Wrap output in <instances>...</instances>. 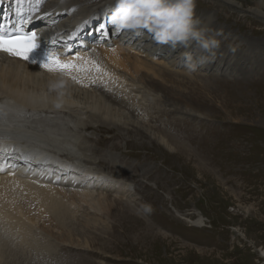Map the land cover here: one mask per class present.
<instances>
[{"label": "rangeland", "instance_id": "rangeland-1", "mask_svg": "<svg viewBox=\"0 0 264 264\" xmlns=\"http://www.w3.org/2000/svg\"><path fill=\"white\" fill-rule=\"evenodd\" d=\"M41 1L45 6L50 0ZM79 1L81 9L91 11L110 3ZM257 2L263 4L264 11V0H196V15L224 35L218 37L221 45L216 59L198 66L195 72L182 66L179 53L185 49L153 48L154 43L143 35L144 45L149 42L142 48L145 59L165 70V79L153 75V82L169 99L161 105L143 102L131 113L116 107L124 121L132 120L139 128L127 125L128 129H117L90 122L82 127V138L75 147L88 159L80 166L129 184L122 199L115 196L113 188H92L94 197H105L113 204L119 201L116 207L122 206L123 211L107 219L110 228L102 229L99 224L104 231L100 233V228L82 227L79 207L70 227L73 240H87V248L62 245L39 234L24 245L12 241L4 246L6 258L0 264H71L72 260L73 264H264V13L263 17L254 13ZM60 5L62 18L67 14ZM109 37L104 39L106 43L118 42L129 55L140 51L128 48L127 35ZM101 44L105 43L97 40L88 45ZM161 48L169 51V60L174 59L177 66L162 65L153 58L164 55ZM195 48L193 44L187 51ZM159 136L169 139L171 148L155 139ZM50 165L48 160L41 162V168ZM61 181L65 180L54 179ZM28 196L23 192V198Z\"/></svg>", "mask_w": 264, "mask_h": 264}, {"label": "bare ground", "instance_id": "bare-ground-1", "mask_svg": "<svg viewBox=\"0 0 264 264\" xmlns=\"http://www.w3.org/2000/svg\"><path fill=\"white\" fill-rule=\"evenodd\" d=\"M225 1L230 2L231 0ZM80 2L79 0H50L44 6L40 0L0 1V18L22 11L27 18H40L41 23L38 30L47 27L49 24L55 32L50 40H43L49 46L56 41L57 36L64 37L63 30L67 31L65 36L73 38L78 30L85 34L92 33L94 30H99L96 28L97 24L101 26V22H103L106 25L92 39L87 41L90 43L100 40L105 44L92 48L89 47L90 45H86L82 51L78 50V53L63 55L61 49L45 51L36 48L35 52L31 53L30 59L26 61L0 52V232H2L0 233V262L2 263H4L3 260L6 258L4 256L7 252L4 246L12 241L16 242L17 245L20 243L24 245L27 239L36 238L39 234L45 235L49 240H56L54 242L58 241L57 243L62 245L74 243V245L87 248V240L84 241L85 243L73 240V227H70L80 209L82 214L79 218L82 219L80 221L82 227H91L93 230L100 228L99 224L102 229L109 227L107 219L113 214L118 215L119 210L122 209L121 211H123V208L122 206L121 209L116 207L119 205V201L113 204L105 197H94L92 188L97 187V185H99L98 188L103 186L107 190L113 188L115 196L121 198L125 196V191L129 190L127 187L129 184L120 183L116 177L114 179L103 172L92 170L93 168L80 166L83 165L81 162L88 163V159L81 156L82 153L80 154L75 149L78 139L82 138L83 135L82 127L94 122L97 125L114 126L117 129H128V126L138 129L136 122L124 121L122 113L116 107L127 109L131 113L134 107L139 106L141 108L143 102H148V104L154 102L156 105H161L165 103L164 99H169L166 91L161 95L160 86L153 82L155 81L153 75L158 79H165L163 76L164 68L156 67L153 65V61L145 59V51L142 48H144L143 46L147 47L148 41L153 43L151 39L149 38L144 45L143 35L134 36L129 33L115 32L107 21V4H100L91 11L90 9H81L82 4ZM57 3L59 5L61 3L60 6L64 7L62 11H66L67 15L61 18L60 13L56 15V10L52 14L44 15L48 8L58 9ZM252 9L255 14L263 17V4L260 5L257 2L256 7ZM52 15L54 18L51 20ZM78 18L83 19L82 21L86 23L80 25ZM8 23L12 24L13 21ZM107 35L108 37L109 35L110 37L111 35L114 37L127 35L130 40L127 44L128 48L133 50L137 48L140 51L129 55V51L121 48L122 45L118 42L106 43L104 39L107 38ZM137 39L139 42H136ZM244 41L242 38L240 43L243 44ZM67 43L70 46L74 45L69 40ZM250 45L255 48L251 43ZM154 46L156 45L154 44L152 47L154 48ZM164 48L161 49L166 54L160 55L159 58L155 56L153 58L159 60L158 63L162 65L177 66L174 59L169 60V51ZM46 53L56 55L64 61H73L77 65H81L82 70H74L71 75L67 72L49 71L42 66ZM77 57L81 59H77ZM61 76L69 78V81L62 78L66 84V89L61 107L57 108L54 103L56 93L49 90V83L61 79ZM72 76L77 77L75 81L78 83L70 82ZM76 83L85 88L79 87ZM156 108L160 109V107ZM184 108L186 109V107ZM187 110L192 109L187 108ZM145 111L148 112V110ZM84 116L86 117L84 118ZM138 126L140 125L138 124ZM55 130L64 138L55 133ZM155 139L164 147H170V141L166 137L159 136ZM43 160H48L51 165L41 168ZM17 163L19 165H16ZM48 164L47 162L45 165ZM43 170L50 171L51 175ZM56 177L67 182H54ZM103 177L108 180H104ZM69 178H73V180L68 181ZM23 192L29 196L23 198ZM198 222L200 220H197ZM102 229L100 233H104ZM81 231L85 232L83 229ZM110 235L114 236V234ZM57 243L54 245H58ZM47 257L49 258L48 255ZM72 261H70L71 264H73Z\"/></svg>", "mask_w": 264, "mask_h": 264}, {"label": "clouds", "instance_id": "clouds-1", "mask_svg": "<svg viewBox=\"0 0 264 264\" xmlns=\"http://www.w3.org/2000/svg\"><path fill=\"white\" fill-rule=\"evenodd\" d=\"M106 7L108 24L115 32L146 35L155 45L168 46L173 52L185 49L179 56L186 71H198V66L216 59L221 45L218 37L224 33L213 30L210 21L196 15V0H110ZM193 44L195 50L187 51ZM65 89L62 78L49 83V90L56 93L57 108L61 107Z\"/></svg>", "mask_w": 264, "mask_h": 264}, {"label": "snow or ice", "instance_id": "snow-or-ice-1", "mask_svg": "<svg viewBox=\"0 0 264 264\" xmlns=\"http://www.w3.org/2000/svg\"><path fill=\"white\" fill-rule=\"evenodd\" d=\"M36 38L37 34L35 32L0 33V51L27 61L37 47ZM77 59L81 58L77 57ZM42 66L49 71L67 72L70 75L74 70H82L81 65H77L73 61L61 60L58 56L51 53L45 54ZM97 70L99 69L97 68ZM72 79L77 80V77L72 76Z\"/></svg>", "mask_w": 264, "mask_h": 264}]
</instances>
